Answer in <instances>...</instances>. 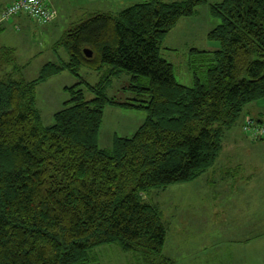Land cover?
<instances>
[{
	"label": "trees",
	"instance_id": "obj_1",
	"mask_svg": "<svg viewBox=\"0 0 264 264\" xmlns=\"http://www.w3.org/2000/svg\"><path fill=\"white\" fill-rule=\"evenodd\" d=\"M14 1L2 20L31 17L6 16ZM208 2L145 0L91 14L55 43L67 58L47 62L31 80L16 66L15 50L0 45V264H102L93 250L106 245L139 264L172 263L163 254V212L144 195L207 172L226 129L264 97V0L210 3L220 22L207 37L219 48L191 49L192 85L179 83L162 56L169 31ZM45 5L56 15L40 22L50 23L58 14ZM83 67L100 80L66 87L69 99L45 125L38 85L63 71L81 78ZM123 72L125 98L108 97L107 85ZM108 105L147 111L132 136L112 137L110 149L98 144Z\"/></svg>",
	"mask_w": 264,
	"mask_h": 264
},
{
	"label": "rangeland",
	"instance_id": "obj_2",
	"mask_svg": "<svg viewBox=\"0 0 264 264\" xmlns=\"http://www.w3.org/2000/svg\"><path fill=\"white\" fill-rule=\"evenodd\" d=\"M217 1L220 0H209L199 5L196 15L181 18L164 38L163 46L171 50L163 49L162 56L173 63L176 79L181 84H193L189 69L191 49H208L213 44L207 34L220 22L210 8V3ZM44 46L49 50L47 42ZM61 54L56 55L55 60ZM52 58L49 53L33 58L31 65L26 67L24 77L28 80L37 77L42 63ZM80 73L81 78L63 71L38 85L36 105L45 125L54 123V113L64 107V102L69 99L66 87L76 84L80 79L96 84L101 77L99 72L88 67H83ZM128 81L129 75L125 72L114 77L106 87V95L111 97L121 94L120 98L124 99L126 94L121 89ZM80 87L84 88L87 97L93 96L85 84ZM146 117L145 109L106 106L98 134L99 147L110 149L115 134L132 136ZM233 126L232 132L237 133L239 126ZM226 134L223 139L224 152L229 151L226 147L232 142ZM232 153L243 158L246 155L244 149L238 148ZM227 161L219 154L215 164L197 179L152 188L144 195L163 212L168 226L163 254L172 259L171 264H264V247H250L255 240L264 242V236L253 237L254 232H250L252 230H248L244 223L247 217V185L239 183L243 180L236 172L233 173L230 161L224 163ZM242 171L245 174V168ZM106 246L110 250L104 247L93 250L102 264H139L138 257L123 252L118 245Z\"/></svg>",
	"mask_w": 264,
	"mask_h": 264
},
{
	"label": "crops",
	"instance_id": "obj_3",
	"mask_svg": "<svg viewBox=\"0 0 264 264\" xmlns=\"http://www.w3.org/2000/svg\"><path fill=\"white\" fill-rule=\"evenodd\" d=\"M49 6L57 12V18L50 23H42L29 17L26 14L15 16V19L9 21L2 20V12L12 0H0V25L3 32L0 33V45L13 48L15 50L14 62L21 68L24 74L26 67L30 66L33 58L44 53H49L53 58L43 62V66L50 61H54L56 55L62 53V58H67L65 50L54 48L55 43L62 37L63 33L71 26L79 23L87 16L96 13H112L119 11L127 6L145 0H48ZM208 35V34H207ZM47 42L49 50L45 49L44 43ZM212 46L203 50H216L219 48L217 41H212ZM164 49L171 50L163 46ZM191 53V52H190ZM189 53V54H190ZM58 59V56H57ZM56 59V60H57ZM55 60V61H56ZM42 66V67H43ZM10 69L13 66H9ZM41 67V68H42ZM247 117H253L264 121V97L246 105L244 112L234 125H238V132H232V127L226 129L225 134L229 135L232 142L229 153L224 152V145L220 152L223 160L227 159L233 164V173L243 180L239 183L247 185V217L245 225L253 237L264 236V138L260 142L250 141L243 133V123ZM224 134V137H225ZM223 137V139H224ZM242 137V138H241ZM244 149L245 158L231 155L234 149ZM233 154V153H232ZM224 162L225 164H228ZM245 168V174L243 169ZM230 172V171H229ZM250 214V215H249ZM237 219H235V222ZM234 222V223H235ZM251 240V239H250ZM167 241V240H166ZM249 247V246H248ZM250 247L259 249L264 247V242L255 240ZM104 249L110 250L107 246ZM120 251V250H119Z\"/></svg>",
	"mask_w": 264,
	"mask_h": 264
},
{
	"label": "built area",
	"instance_id": "obj_4",
	"mask_svg": "<svg viewBox=\"0 0 264 264\" xmlns=\"http://www.w3.org/2000/svg\"><path fill=\"white\" fill-rule=\"evenodd\" d=\"M24 11L32 18L42 22H49L55 17V12L45 5V0H15L6 10L5 15ZM243 132L251 140L264 138V121H258L253 117H247L243 123Z\"/></svg>",
	"mask_w": 264,
	"mask_h": 264
},
{
	"label": "water",
	"instance_id": "obj_5",
	"mask_svg": "<svg viewBox=\"0 0 264 264\" xmlns=\"http://www.w3.org/2000/svg\"><path fill=\"white\" fill-rule=\"evenodd\" d=\"M86 55L90 57V56L92 55V52H91L90 50L87 49V50H86Z\"/></svg>",
	"mask_w": 264,
	"mask_h": 264
}]
</instances>
